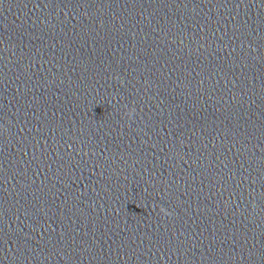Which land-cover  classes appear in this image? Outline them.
Wrapping results in <instances>:
<instances>
[{"label": "water", "instance_id": "obj_1", "mask_svg": "<svg viewBox=\"0 0 264 264\" xmlns=\"http://www.w3.org/2000/svg\"><path fill=\"white\" fill-rule=\"evenodd\" d=\"M0 264H264V95L148 0H0Z\"/></svg>", "mask_w": 264, "mask_h": 264}, {"label": "clouds", "instance_id": "obj_2", "mask_svg": "<svg viewBox=\"0 0 264 264\" xmlns=\"http://www.w3.org/2000/svg\"><path fill=\"white\" fill-rule=\"evenodd\" d=\"M129 115H131V112H129ZM160 211H161L162 213L166 214V215H170V213H169L165 208H163L162 206H161V208H160Z\"/></svg>", "mask_w": 264, "mask_h": 264}]
</instances>
